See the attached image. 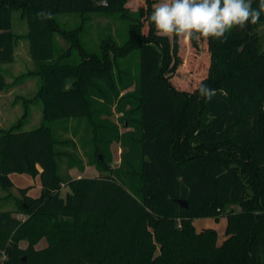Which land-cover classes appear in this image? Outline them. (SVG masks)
Returning <instances> with one entry per match:
<instances>
[{
	"label": "trees",
	"instance_id": "trees-1",
	"mask_svg": "<svg viewBox=\"0 0 264 264\" xmlns=\"http://www.w3.org/2000/svg\"><path fill=\"white\" fill-rule=\"evenodd\" d=\"M127 1L0 0V63L14 60L13 7L26 14L32 57L43 63L55 49L48 11L131 12ZM155 3L145 0L136 11V74L128 68L115 73L107 47L86 60L68 53L44 74V123L0 129V186L10 189L12 173H21L39 175L42 187L38 196L21 188L20 209L0 210L5 264H264V51L258 31L264 13L258 24L231 30L223 42L201 39L210 54L202 82L216 90L209 101L197 88L173 84L180 37L157 35L148 20ZM6 85L0 71V90ZM82 116L95 143L90 163L100 173L64 177L65 140L51 123ZM114 142L122 148L116 167ZM95 150L107 158L100 160ZM63 187L70 189L65 196ZM229 204L243 208L228 210ZM221 215L227 221L222 241L214 228L196 229L194 219ZM42 239L47 245L37 248Z\"/></svg>",
	"mask_w": 264,
	"mask_h": 264
},
{
	"label": "rangeland",
	"instance_id": "rangeland-1",
	"mask_svg": "<svg viewBox=\"0 0 264 264\" xmlns=\"http://www.w3.org/2000/svg\"><path fill=\"white\" fill-rule=\"evenodd\" d=\"M158 2L162 0H156ZM126 5L131 12L121 11L120 8L110 12L86 14L48 11L52 18L47 19V29L52 32L55 49L52 57L43 63H38L32 57L30 24L26 14L21 7H13L14 60L0 63V71L5 74L7 81L6 88L0 90V129L16 126L19 130H31L44 123V105L39 97L44 74L69 54L86 60L101 55L103 48L107 47V60L110 59L113 63L115 73L119 69L128 68L132 74H136L139 69V52L134 45L132 29L136 11H141L146 5L145 0H128ZM143 31H148L146 21ZM258 31L260 49L264 51V25ZM198 44L199 47L196 48L189 39L180 37L179 66L171 79L179 89L193 91L208 74L210 54L201 40ZM76 78V75L68 76L66 87H71ZM88 120L82 116L51 123L56 137L65 140L61 148L66 153L59 161V171L64 177L95 176L100 173L97 165L90 163L95 143L92 141ZM121 151L118 142L111 144L112 167L121 163ZM96 152L100 155V160L107 158L101 150ZM70 160H74V166H69ZM11 177L15 183L13 187L4 189L0 186V210L20 209L24 198L21 188L28 187L29 194L33 196L41 194L39 175L33 177L29 174L12 173ZM69 190V187H63L61 194L65 196ZM226 208L240 211L243 207L240 204H229ZM226 222V217L222 215L194 219L198 230L204 227L214 228L219 241L225 238ZM21 245L26 246L27 241L23 240ZM46 245V239H42L36 247L43 248Z\"/></svg>",
	"mask_w": 264,
	"mask_h": 264
},
{
	"label": "clouds",
	"instance_id": "clouds-1",
	"mask_svg": "<svg viewBox=\"0 0 264 264\" xmlns=\"http://www.w3.org/2000/svg\"><path fill=\"white\" fill-rule=\"evenodd\" d=\"M264 13V0H162L155 3L148 20L161 37H185L199 42L211 39L223 42L233 29L256 25ZM38 15H44L43 13ZM48 18H52L48 14ZM199 98L212 100L216 90L201 82Z\"/></svg>",
	"mask_w": 264,
	"mask_h": 264
},
{
	"label": "water",
	"instance_id": "water-1",
	"mask_svg": "<svg viewBox=\"0 0 264 264\" xmlns=\"http://www.w3.org/2000/svg\"><path fill=\"white\" fill-rule=\"evenodd\" d=\"M175 201H177L183 207H187L188 206V202L186 200L176 199Z\"/></svg>",
	"mask_w": 264,
	"mask_h": 264
},
{
	"label": "built area",
	"instance_id": "built-area-1",
	"mask_svg": "<svg viewBox=\"0 0 264 264\" xmlns=\"http://www.w3.org/2000/svg\"><path fill=\"white\" fill-rule=\"evenodd\" d=\"M7 259V254L5 252L0 256V264H5V260Z\"/></svg>",
	"mask_w": 264,
	"mask_h": 264
},
{
	"label": "crops",
	"instance_id": "crops-1",
	"mask_svg": "<svg viewBox=\"0 0 264 264\" xmlns=\"http://www.w3.org/2000/svg\"><path fill=\"white\" fill-rule=\"evenodd\" d=\"M79 176H81V175H79Z\"/></svg>",
	"mask_w": 264,
	"mask_h": 264
}]
</instances>
